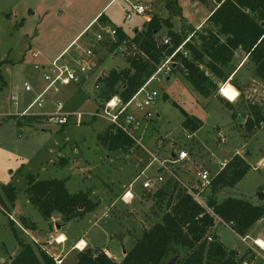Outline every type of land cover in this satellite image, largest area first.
Returning <instances> with one entry per match:
<instances>
[{
  "label": "rangeland",
  "instance_id": "obj_1",
  "mask_svg": "<svg viewBox=\"0 0 264 264\" xmlns=\"http://www.w3.org/2000/svg\"><path fill=\"white\" fill-rule=\"evenodd\" d=\"M15 1L0 0V264H11L12 258L20 253L14 231L21 241L33 245L38 252L41 248L47 250V246L50 249L56 246L58 239L50 242L48 237L58 233L56 224L65 223L59 214L44 220L41 212L30 203L27 194L28 175L38 180L68 179L66 186L70 193H88L91 200L98 203V208L86 214L82 220L71 223L64 229L65 233L74 241L80 237L88 238L92 247L84 250L106 249L118 262L123 259L124 250H130L142 231L159 221L164 213V209L156 204L154 192L143 189L146 176L156 177L158 167L156 164L151 166L153 156L164 159L173 152L186 151L188 159L175 165L174 170L179 180L196 185L200 173L206 171L214 178L234 156L239 155L245 158L251 170L236 188L224 189L217 199L222 202L232 197L246 199L254 205L262 204L264 83L255 76V67L249 62L242 66L239 77H233L241 66L239 63L244 57L242 52L238 53L232 66L226 70L232 72L227 81L212 77L218 87L209 98L202 97L194 90L179 64L168 79L151 82L148 90L159 92V98L154 105L146 108L154 115L150 123L146 119L142 120V112L137 115L138 120H141L137 139L141 143L133 142L128 149L109 151L102 137L112 128L105 118L97 115L107 101L106 89L100 77H106L112 70L128 68L127 58L136 52L135 49L130 47L125 53L118 50L112 52L107 45L100 47L97 52L100 69L95 77L81 86L63 87L59 94L53 96V100L64 102L75 115L81 114L75 116L73 124L58 127L37 121L31 126L19 127L16 120L20 119L15 114L23 111L46 84L43 72L34 68L30 51H25L24 63L22 57H16L20 53V46L24 45L16 29L21 19L13 17L8 22L4 15L10 14L11 3ZM108 1L46 0L45 4L49 2L54 7H47V13H50L48 18L56 21L63 13L74 33L101 12ZM193 1L115 0L103 13L113 16L114 24L108 25L116 29L121 27L130 38L137 31L145 30L147 17L170 19L175 32L193 29L199 32L200 25L207 21L211 10L204 0ZM136 4L148 6L150 11L138 15L132 10ZM168 5L173 6L176 14L171 15ZM127 13L132 15L130 20H126ZM47 27L49 34L55 24ZM97 30L98 26L88 37ZM167 32L168 28L161 31V40L167 38ZM46 39L49 41L48 47L54 46L50 35H46ZM26 83L32 87V92L24 91ZM97 84H100L99 88H96ZM13 95L18 97L17 106L11 101ZM227 103L232 107H228ZM49 106L53 109V104ZM49 106L46 104L45 109L49 110ZM180 109L190 118L201 120V123H194V127L186 129L183 126L186 117ZM238 114L245 115L246 121L262 118L263 123L253 131H248L244 124L233 125ZM64 160L71 162L70 165L63 166ZM143 171L146 172L144 175ZM131 184L135 196L132 200L126 197ZM10 185L15 190L14 204L7 197V187ZM209 195L210 187L205 189V202ZM32 224L37 226L35 230L28 229ZM213 234L219 235L221 241L218 240L228 252L235 251L243 258L239 264H264V251L249 246L254 239L264 240V217L252 227L247 243L243 242L244 237L219 220L213 228ZM82 250L73 251L62 264H74L77 253ZM185 256L182 250L181 258ZM174 258L171 252L164 264H170Z\"/></svg>",
  "mask_w": 264,
  "mask_h": 264
},
{
  "label": "trees",
  "instance_id": "obj_2",
  "mask_svg": "<svg viewBox=\"0 0 264 264\" xmlns=\"http://www.w3.org/2000/svg\"><path fill=\"white\" fill-rule=\"evenodd\" d=\"M204 3L210 7L211 15L199 32L196 29L175 32L170 19L156 17L146 22L145 30L137 31L132 38L118 27L120 43L128 41V45L136 52L127 58L128 68L112 70L102 79L106 100L119 96L124 103L130 101L147 84L163 60L191 35L192 38L184 46L189 57L178 53L176 62L181 66L186 80L202 97L209 98L212 91L217 89L218 85L212 77L224 82L228 80L232 72L226 70L232 66L238 52H242L254 65L255 76L264 83V0H204ZM168 8L171 15L176 14L172 5H168ZM98 21L101 25H108L104 14ZM164 28H168L167 38L171 45H165L164 40L160 39ZM107 46L112 52L118 47ZM173 105L177 106L176 103ZM227 105L232 107L229 103ZM180 110L186 117L183 122L186 129L194 127V123H201V120L190 118L183 109ZM19 119L16 120L19 127L43 121L35 117ZM262 123V118L248 119L244 126L248 131H253ZM102 140L109 151L125 150L133 143L125 134H113L112 130ZM250 170L251 166L245 158L234 156L214 176L206 207L198 204L177 179L168 180L153 194L156 204L164 209L163 215L159 221L142 231L132 248L125 251L122 261H116L104 251L83 250L77 253L74 264H164L171 252L175 257L172 260L176 259L174 264L243 262V258L235 251L226 250L218 236L213 234V228L219 220L243 238L264 217V190L261 205L232 197L222 202L217 199L224 189L236 188ZM66 183V179L38 180L33 175L27 176L29 201L41 212L44 220L59 214L63 217V224H69L82 220L86 214L98 208V203L93 202L88 193L72 194ZM7 197L11 204L15 203V190L11 185L7 187ZM36 228L35 224L28 227L30 230ZM14 234L20 253L12 258L11 264H57L45 250L41 248L36 252L33 245L21 241L15 231ZM182 250L186 253L184 258H181Z\"/></svg>",
  "mask_w": 264,
  "mask_h": 264
},
{
  "label": "built area",
  "instance_id": "obj_3",
  "mask_svg": "<svg viewBox=\"0 0 264 264\" xmlns=\"http://www.w3.org/2000/svg\"><path fill=\"white\" fill-rule=\"evenodd\" d=\"M132 10L138 15H145L150 11V8L142 4H136L132 6ZM131 18V13H127L126 20H130ZM146 20L149 22L151 18L147 17ZM190 38H192V35L186 39L172 55L163 60L147 84L135 96H133L130 101L124 103L119 96H114L102 105V108L97 112V115L102 116L110 123L113 134L120 132L125 134L133 142L138 144L141 143L137 139L139 135L137 132L139 133L141 124V120H138L137 115L139 112H142V120L146 119L147 123H150L154 119V115L146 108L154 105L159 98V92L156 90H148V85L151 82H160L162 79H168L169 76L172 75L175 68L178 66V63L176 62V55L178 53H182L184 57H189L184 46L190 41ZM163 43L165 45H171L169 38H165ZM104 45H118L115 51H125V53H127L130 48L128 41L120 43L116 28L110 25L100 24L98 30L87 38L86 43L75 45L74 51L70 54H62L52 61L47 68H42L41 71L43 72V79L46 84L45 87L38 92L35 98L23 111L17 112L15 116L19 118H42L43 121L48 122V124H55L58 127H65L72 123L75 116L81 114L75 115L74 112L67 109L64 102H53L54 106L51 110L45 109V105L53 100L54 95L59 94L61 88L68 86H81L87 84L93 77H95L99 72L98 68L100 69L97 52L100 47H103ZM36 69L38 70L40 68L36 67ZM100 78L104 79L105 77ZM98 79L99 78H97V80ZM224 86L221 87V91ZM99 87L100 84H97L96 88ZM24 91L30 93L32 92V87L26 83ZM17 100V96L13 95L11 97V101H14L16 106L18 104ZM187 159L188 154L186 151H181L179 153L173 152L172 154H169L168 158L164 159L159 158L157 155L153 156L151 166L156 164L158 167L156 177L154 179L152 176H146L143 183V189L148 192H155L168 180L175 178L182 184L187 193L198 202V204L206 207L203 195L205 189L211 186L213 178L208 172L204 171L199 174V180L196 185L184 183L179 180L175 173L174 166ZM145 173L146 172L143 171L142 175ZM130 199L132 200V198ZM248 238V236H246V238L244 237L242 239L243 242L247 243ZM79 244L76 247H78ZM249 246L253 249L255 247L264 251V240L260 238L254 239ZM55 261L57 264H62V261L59 259H55Z\"/></svg>",
  "mask_w": 264,
  "mask_h": 264
},
{
  "label": "crops",
  "instance_id": "obj_4",
  "mask_svg": "<svg viewBox=\"0 0 264 264\" xmlns=\"http://www.w3.org/2000/svg\"><path fill=\"white\" fill-rule=\"evenodd\" d=\"M114 1L115 0L108 1L101 12H99L94 18L89 20L77 32L74 31V33L71 29L72 25L70 24V21H67V17L64 16L63 13L61 14V16H58L59 17V19H57L58 22L57 20L51 21V20H54L53 18H50V17L48 18L50 13H47L48 12L47 10H49L47 7L49 6L51 8H54V7L50 5L49 2L48 4H45L47 3L46 0H17L15 2H12L10 14L7 15V13H5L4 15L6 16V19H8V22L13 17L14 18L19 17L21 19L20 26L16 29L19 33L20 39L24 41V45L20 46L21 47V49H19L20 53L16 57L18 58L22 57L23 59H21V61L24 63L25 62L24 60L25 51L28 50L30 51V57H31V60L33 62L35 69L36 67H39L40 69L38 70L41 71L42 68H47L52 61H54L56 58H58L62 54H70L72 51H74L75 45L86 43L89 33L92 30H94L95 27L100 25L98 19L100 18L102 14H104L107 17L108 19L107 24H114L113 16L103 13V11H105ZM53 15L56 16L55 13H53ZM210 15L211 13L208 16V19ZM206 22L200 25L201 26L200 30H202L206 26L207 24ZM53 23L55 24L54 29L49 34H47V30H48L47 26H50ZM31 24H33L32 27H31ZM23 29L25 30L22 31ZM46 35H50V40L54 42V46L48 47L49 41L46 39ZM84 39L86 40V42H83ZM25 42L27 43L25 44ZM25 46H27V48H25ZM12 50L14 49L12 48ZM248 62L249 61L244 55V57L242 58V61L239 63V65L241 66L238 65L239 67L237 68V71L235 72L233 77H239L240 72L243 69L242 66L246 65ZM55 101L57 100H51L49 103H47V106L52 105L53 102ZM48 109L51 110V107L49 106ZM79 122H81V120ZM63 163H64L63 166H68L70 165L71 162L69 163L68 161L64 160ZM66 180L68 182V179ZM131 187H132V184L130 185L127 191L126 197L128 198L129 194H131L130 197L132 199H135V196L133 195V192L131 191ZM16 210H17V207H15V211ZM70 224L71 223L66 224V225L64 224V226H62L63 224H56V226H60L59 228H57L58 233L56 235L52 234L48 237L50 242L52 240L55 241V239H59L61 236H64L66 241L59 242V240H57L56 246H52L51 249L49 246H47L46 247L47 250L43 249L48 254H50L52 257H54V259L61 260L62 263H64L67 257H70L73 251H76L77 249H79L78 247H76V244L78 242L82 243V245L85 242L84 243L85 246L84 245L83 246L81 245L82 247L79 246L80 249L83 248L84 250V249L92 247L91 242L88 240V238L80 237L76 241H74V239L70 238V236L65 233L64 229L67 228ZM30 232H36V231H30ZM36 235L38 236L39 234H36ZM217 236L220 240V237L218 234ZM104 251L109 255V257L112 256L110 251L106 249H104ZM124 255H125V250H124ZM124 255H123V258H124ZM113 259H115V257H113Z\"/></svg>",
  "mask_w": 264,
  "mask_h": 264
},
{
  "label": "water",
  "instance_id": "obj_5",
  "mask_svg": "<svg viewBox=\"0 0 264 264\" xmlns=\"http://www.w3.org/2000/svg\"><path fill=\"white\" fill-rule=\"evenodd\" d=\"M246 123V116L245 115H243V114H238V118H237V120H235L234 122H233V125H236V124H245ZM66 225V224H65ZM62 226H64V224L62 225ZM61 226V227H62ZM60 226H57V228H59ZM176 262V259L175 260H173L170 264H174Z\"/></svg>",
  "mask_w": 264,
  "mask_h": 264
},
{
  "label": "bare ground",
  "instance_id": "obj_6",
  "mask_svg": "<svg viewBox=\"0 0 264 264\" xmlns=\"http://www.w3.org/2000/svg\"><path fill=\"white\" fill-rule=\"evenodd\" d=\"M130 196H131V194H129V197H130ZM58 240H59V242H64V241H66V239H65V237H64V236H61V237H60ZM84 243H85V242H84ZM84 243H83V245L85 246V244H84ZM81 245H82V243H80V244H79V246H80V247H82V246H83V245H82V246H81ZM79 246H78V248H80ZM81 249H83V248H81Z\"/></svg>",
  "mask_w": 264,
  "mask_h": 264
}]
</instances>
